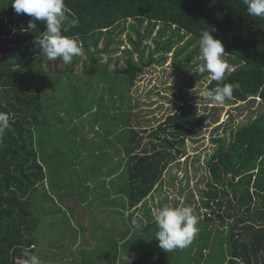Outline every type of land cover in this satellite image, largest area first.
I'll list each match as a JSON object with an SVG mask.
<instances>
[{
	"label": "trees",
	"instance_id": "obj_1",
	"mask_svg": "<svg viewBox=\"0 0 264 264\" xmlns=\"http://www.w3.org/2000/svg\"><path fill=\"white\" fill-rule=\"evenodd\" d=\"M0 3L3 4L0 9V112L10 116V129L0 136V264H16L17 257L28 258L23 254L24 249L35 253V234L41 215L49 216L52 212L59 216L60 210L56 208L61 206L55 201L49 206V193L45 197L35 192L47 179L45 165L51 158L47 153L51 151L53 134H36L45 111L43 89L40 84L29 82V76L35 73L24 69L31 58L44 56L36 40L42 37L46 25L37 21V28L25 31L32 18L16 14L12 0H0ZM65 4L69 19H78L79 24L64 34L78 37L89 53L91 63L85 73L94 76L99 72L95 51H116L109 48L110 44L125 29L135 33V37L127 36L132 48H126L127 65L119 67L118 58L113 72L129 75V86H133L144 66L134 62L132 53L137 51L142 58L141 45L159 24L154 37L156 48L151 55L161 50L169 52L174 44L189 37L175 53L178 58L195 45L186 55L187 61L199 54L202 31L213 28V35L222 38L227 51L225 62L233 66L228 67L230 74L225 83L240 84L231 100L237 103L259 98L264 105V18L250 16L242 0H65ZM7 9L10 16L3 18ZM130 18L136 23L127 27L125 23ZM145 21L147 27L142 30ZM106 33L109 37L105 47L92 51L90 44L96 48ZM6 55L9 57L5 58ZM79 58L74 56L73 63ZM111 61L112 58L109 64ZM109 64L104 65L103 72L108 71ZM196 69L195 80L204 78L208 90L217 86L210 74H195ZM206 120L207 116L200 115L194 103L183 102L147 134V142L136 129L114 134L116 137L105 134L108 140L116 141L111 146L116 151L112 153L113 158L89 165L108 164L113 172L107 177L116 183L110 187L115 189L110 195L122 198L117 201L103 198L102 203L110 206L111 215H124L131 210L135 213L140 206L141 214L137 217H142V231L122 240L115 253L113 243L119 234L112 231L105 249L110 254L97 260H103V264H264V108L238 127L225 129L233 136L230 143H225L226 136L212 139L215 148L206 160L207 180L198 189L199 205L193 208L192 198L184 200V206H191L198 219L199 231L192 243L168 252L159 247L155 238L158 227L147 208V197L155 189L162 191L166 169L186 154L187 138L201 129ZM44 137L48 139L47 144ZM60 145L67 147L66 144L56 146ZM86 186L93 187L94 183ZM181 186L180 193L185 188ZM96 188L102 189L98 184ZM80 197L89 196L83 192ZM144 216L148 219L146 224H143ZM101 246L97 242L100 251ZM86 258V264H90V255H85Z\"/></svg>",
	"mask_w": 264,
	"mask_h": 264
},
{
	"label": "rangeland",
	"instance_id": "obj_2",
	"mask_svg": "<svg viewBox=\"0 0 264 264\" xmlns=\"http://www.w3.org/2000/svg\"><path fill=\"white\" fill-rule=\"evenodd\" d=\"M135 23L130 18L125 25L128 27ZM160 26L161 24L141 45L144 49L142 58L137 51L132 53L134 62L144 66L133 86H129L131 82L129 75L113 72L118 58L119 67L127 65L126 48H132L127 42V36L130 34L135 37V33L129 28L115 35L109 48L116 51L107 53L95 51L105 47L108 33L102 37L96 48L90 44V49L95 51L99 58V72L94 76L85 73L91 60L84 45L79 60L73 63L72 59L68 69L62 60L57 59L51 67L35 71V74L29 76V82L40 84L45 92V111L41 117V124L36 127V134L40 132L53 134L51 151H47L51 158L45 165L47 179L45 184L37 185L35 192L45 197L46 192L49 193V206L53 201L61 206L56 208L60 210L59 216L51 212L40 221L36 229L35 252L43 264L46 263L45 260H52L54 264H86L85 255H90L91 260H88L90 264H93L92 260L97 264H103V260L97 259L106 258V255L110 254V250L105 249L109 245L107 237L113 236L112 231L119 234L115 235L112 251L114 253L122 240L142 231L141 228L131 226L129 217L131 215L133 219L139 216L140 206L135 213L133 210L125 211L122 218L114 221L104 216L99 217L97 214L100 209H111L110 206H104L102 201L115 190H111L110 187L116 186V183L107 177L113 172L108 164L92 167L89 165L113 158L112 153L116 151H112L111 146L116 141L108 140L105 134H125L124 131L129 133L131 129H136L139 134H143L144 142H147V134L183 102L194 103L200 115L207 116L203 127L187 138L184 147L186 154L172 162L166 169L162 179V191L155 189L147 197V208L150 209L154 220V210L164 205L184 206V200L192 198L193 208L198 207V189L204 187L207 180L206 160L215 148L212 139L226 136L225 143H230L233 136L225 129L238 127L264 108L259 98L237 103L230 99L222 105H217L199 97L200 92L207 89L204 78L194 79V71L202 62L201 53L187 61L186 55L195 47L192 45L175 58L177 49L186 42L189 38L187 37L181 43L174 44L171 51L161 50L151 55L156 48L154 37ZM146 27L147 21L142 30ZM119 40H123V43ZM151 57L154 60L150 61ZM110 58L112 61L109 64ZM106 63L109 64L108 71L103 72L102 68ZM78 74L83 75L81 77ZM43 141L44 144L48 143L45 137ZM59 144H66L67 147L56 146ZM240 149L242 152V148ZM87 183H94V186L88 187ZM83 184H86V187ZM97 184L102 189L95 190ZM181 185L185 187L182 193ZM83 192L89 196L86 199L95 197L94 203L88 201L82 205L80 201L86 200L80 197ZM78 193L80 201L69 202L71 198H74V201ZM121 198L117 195L113 199L117 201ZM41 199L45 200L42 197ZM105 200L110 201L111 197H105ZM72 206L76 209L73 210ZM83 211H88L89 215L83 214ZM143 220V224L148 221L145 216ZM73 227L77 228V232ZM97 242L102 245L101 251L97 249Z\"/></svg>",
	"mask_w": 264,
	"mask_h": 264
},
{
	"label": "clouds",
	"instance_id": "obj_3",
	"mask_svg": "<svg viewBox=\"0 0 264 264\" xmlns=\"http://www.w3.org/2000/svg\"><path fill=\"white\" fill-rule=\"evenodd\" d=\"M242 3L247 6L250 16L264 18V0H242ZM11 5L16 14H27L32 18L25 31L37 28V21L46 25L42 37L36 40V43L48 60L60 59L67 65L74 56L82 55L78 37L64 34L79 24L78 19H69L65 0H12ZM214 31L215 29L211 28L201 33L199 47L202 62L195 74L207 72L211 79L217 82L215 88L202 90L199 97L222 105L233 97L234 90L239 89L240 84L225 83L227 75L230 74L229 66L224 60L227 51L222 38L213 35ZM9 129V114L0 112V136ZM153 217L158 227L155 238L159 241V247L165 251L186 248L198 234V219L191 206L164 205L154 210ZM141 221L142 217H134L131 226L138 229L141 227ZM23 254L29 258L30 264H43L39 256L32 254L29 249H24Z\"/></svg>",
	"mask_w": 264,
	"mask_h": 264
},
{
	"label": "crops",
	"instance_id": "obj_4",
	"mask_svg": "<svg viewBox=\"0 0 264 264\" xmlns=\"http://www.w3.org/2000/svg\"><path fill=\"white\" fill-rule=\"evenodd\" d=\"M2 6H3V4L2 3H0V9H2ZM8 7V6H7ZM7 16H10V10L9 9H7V13L6 14H4V15H2V17L3 18H7ZM12 25V23H11V17L9 18V22H8V26L10 27ZM13 32H15V29H13ZM19 37H21V33H20V36ZM17 41H19V39H16ZM7 57H9V56H6L5 58H7ZM44 60V61H43ZM57 61V60H56ZM55 61H49L48 59H46L45 58V56H37V57H35V58H33V59H31L30 61H28L25 65H24V69H26V70H31V71H33L34 73H35V71H38V70H40V69H47L48 67H51L52 66V63H54ZM56 66V65H55ZM55 66H53V67H55ZM17 67V66H16ZM15 67V68H16ZM44 73V72H43ZM42 95H43V97L45 98V92L42 90ZM98 196V192L96 191V195H95V197H97ZM95 197H92V198H88V199H86V200H83V201H80V198H79V194L77 195V198L73 201V199L74 198H71V199H69V202L71 201V202H75V201H80L81 203H82V205L83 204H85L86 202H88V201H90V202H93V200H94V198ZM105 197H107V196H105ZM105 197H104V199H105ZM109 197H111V199H113L115 196H109ZM124 198H126V196H124ZM111 201V200H110ZM94 203V202H93ZM91 205V204H90ZM94 204H92L91 206H93ZM90 206V207H91ZM73 207V210H75L76 208L74 207V206H72ZM98 210H96V212H97ZM101 211H104L105 213H107V214H104L103 212H101ZM83 214H85V215H89V212L87 211V212H85V211H83ZM97 214L99 215V217H102V216H104V217H106V218H108V219H110V220H112V221H114V220H119L120 218V216H121V218L123 217V213H121V214H118V213H116L115 215H111V209H105V210H103V209H100V211H98L97 212ZM48 215H43L42 216V220H43V218H45V217H47ZM127 221H128V219H127ZM75 230L74 231H76L77 232V228L76 227H73ZM63 240V239H62ZM126 240V239H125ZM34 254H36V252L34 253ZM65 259V258H64ZM46 261V263L45 264H54V263H52L51 261L52 260H49V261H47V260H45ZM204 262H205V260H204Z\"/></svg>",
	"mask_w": 264,
	"mask_h": 264
},
{
	"label": "built area",
	"instance_id": "obj_5",
	"mask_svg": "<svg viewBox=\"0 0 264 264\" xmlns=\"http://www.w3.org/2000/svg\"><path fill=\"white\" fill-rule=\"evenodd\" d=\"M15 263L16 264H30V260L29 258H26V257H17L15 259Z\"/></svg>",
	"mask_w": 264,
	"mask_h": 264
}]
</instances>
